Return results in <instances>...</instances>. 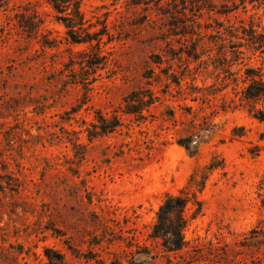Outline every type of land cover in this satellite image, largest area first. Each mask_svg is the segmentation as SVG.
<instances>
[{
  "label": "rangeland",
  "instance_id": "374dc122",
  "mask_svg": "<svg viewBox=\"0 0 264 264\" xmlns=\"http://www.w3.org/2000/svg\"><path fill=\"white\" fill-rule=\"evenodd\" d=\"M63 1H0V264H264V0ZM221 160L165 253L160 206Z\"/></svg>",
  "mask_w": 264,
  "mask_h": 264
},
{
  "label": "trees",
  "instance_id": "16d2710c",
  "mask_svg": "<svg viewBox=\"0 0 264 264\" xmlns=\"http://www.w3.org/2000/svg\"><path fill=\"white\" fill-rule=\"evenodd\" d=\"M7 1V0H0ZM241 1V0H240ZM50 5L54 10L61 14L62 4H65L63 0H48ZM244 6H247V3H254L253 0H243L241 1ZM4 6L0 5V10ZM75 17L78 19L77 23L75 21L65 24V27L68 30L67 36L72 44L82 45L93 42V38H87L84 40H78L76 38L75 29L78 27H83V20L80 12L77 10L75 12ZM253 39V36H252ZM261 49H264V40H261ZM246 86L241 92V99L248 103L252 109L253 117L260 121L264 122V112L260 109H257L256 106L264 102V74L260 69H246ZM127 113H138L137 111L130 110ZM98 122L101 127L102 134H107L115 130L118 125L108 126L105 124V121L101 120ZM225 168L224 161L221 160L219 165L211 163L206 165L202 169H198L190 178L187 186L182 189L178 195H168L160 206L156 222L152 227L151 238L153 240H159L163 250L167 254L179 253L187 245L185 240V231L189 226L191 219L197 218L203 212V201L201 195L205 190L207 181L210 175L218 170H223ZM189 211H192L191 218L188 216ZM259 234V228L255 227L251 231L253 237H257ZM49 257V256H48Z\"/></svg>",
  "mask_w": 264,
  "mask_h": 264
}]
</instances>
